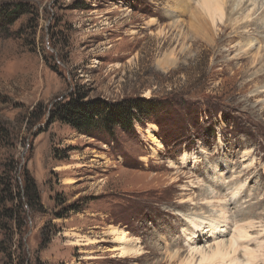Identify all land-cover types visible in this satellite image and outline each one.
Masks as SVG:
<instances>
[{
    "label": "rangeland",
    "instance_id": "1",
    "mask_svg": "<svg viewBox=\"0 0 264 264\" xmlns=\"http://www.w3.org/2000/svg\"><path fill=\"white\" fill-rule=\"evenodd\" d=\"M195 1L182 13L175 0H0V264H167L236 225L264 264V39L253 36L259 61L251 50L232 64L230 31L218 46L196 39L186 67L190 41L169 26L185 32ZM171 50L164 73L155 64ZM68 103L141 112L84 133L55 117ZM202 183L227 203L223 235L186 224L206 210ZM109 225L147 253L111 252Z\"/></svg>",
    "mask_w": 264,
    "mask_h": 264
},
{
    "label": "bare ground",
    "instance_id": "2",
    "mask_svg": "<svg viewBox=\"0 0 264 264\" xmlns=\"http://www.w3.org/2000/svg\"><path fill=\"white\" fill-rule=\"evenodd\" d=\"M192 1L193 0H175V3L179 2L178 6H180V10L183 13L191 7ZM194 3L195 4L192 7L193 11L190 15L191 20L188 22L187 27H185V32L181 28L182 25H179L177 21L171 23L169 26V31H177L179 33V35H176V39L180 38L184 40L185 38V42L187 40L190 41L189 45L185 44V49L180 50L181 54H185L186 67H189V63L194 60V55L192 57L189 53L192 52L193 46L199 44L197 43L199 41L196 39H200L210 47L218 46L217 44L220 43L218 40L221 38L220 34L225 35L228 31H230V33L227 35V40H224L223 42H236L237 46H239L236 50L238 51L236 56L231 58L229 64H232L235 61L238 62V60L242 61L247 59L248 52L251 50L256 51L255 58L257 57L256 61H259L258 57L260 56V52L259 48H256L257 39L255 40V37L253 36L259 37L260 40L264 39V0H197ZM180 10L178 12H180ZM251 31L252 34L250 36L248 34ZM134 34L135 31L131 30L129 36H133ZM164 35L165 34H163L165 40L170 41V39ZM173 53L174 52L172 50L168 53L165 52L163 56L156 61L155 65L160 71L165 73L176 64L177 60L175 59V56H173ZM255 58H253V62H255ZM259 65V71L255 74L262 76L264 75V61L261 63L259 62ZM243 66H239L238 68L242 69ZM262 90L263 91H261V93L264 92V86L262 87ZM153 141L156 142L155 139H153ZM198 187L203 189L199 203L204 205L206 210L201 211L196 216L186 215V224L189 228H194L200 234H225L226 229L229 230L231 226L230 224L227 226L230 221L225 207L227 204L225 199H219L220 195L213 192L207 184L202 183L198 185ZM181 203L184 206L193 204L190 198L187 200L183 199ZM246 228L236 225L230 239L216 240L212 245L209 244L198 247L195 243H199V241H194V247L189 248V251L184 258H182L178 252H174L172 254L170 253L165 257V263L237 264L239 259L236 257V254L239 251L238 249L241 248L247 259L246 264H253L251 261L252 252L247 247V243L245 246L240 245V243L244 244V242L251 239V237L249 238L247 234ZM106 232H108L111 236L110 242L116 243V245L112 247L111 252H120L122 255L131 258L147 253H140L137 243L135 244L128 239L129 234L126 231L109 225L106 228ZM75 239L77 242H80L85 238L82 235H78ZM99 242H102V240ZM139 242L140 241H138V243ZM90 245L91 242L88 239H85L83 246L89 247ZM83 259L87 260L88 258L84 257ZM158 264H162V262H159Z\"/></svg>",
    "mask_w": 264,
    "mask_h": 264
},
{
    "label": "trees",
    "instance_id": "3",
    "mask_svg": "<svg viewBox=\"0 0 264 264\" xmlns=\"http://www.w3.org/2000/svg\"><path fill=\"white\" fill-rule=\"evenodd\" d=\"M132 110L141 112L139 106L132 107L128 111L114 112L113 110L107 111L106 109L102 111L97 110L96 107L85 108L84 105H79L78 103H68L62 106V108L57 109L54 114L55 117L70 123V126L76 131L87 133L100 125L110 127L111 129H113V125L116 122L123 125L125 121L131 119L132 115H135L131 113ZM112 112L115 114L112 115ZM21 195L22 200H26V204L33 208L35 199H37L33 182L29 184L25 181L23 182V186L21 185Z\"/></svg>",
    "mask_w": 264,
    "mask_h": 264
}]
</instances>
